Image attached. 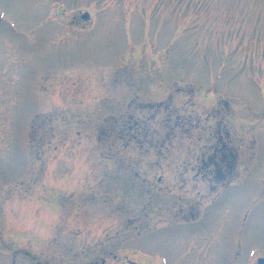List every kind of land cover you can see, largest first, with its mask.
<instances>
[{
	"label": "rangeland",
	"instance_id": "obj_1",
	"mask_svg": "<svg viewBox=\"0 0 264 264\" xmlns=\"http://www.w3.org/2000/svg\"><path fill=\"white\" fill-rule=\"evenodd\" d=\"M263 257L264 0H0V264Z\"/></svg>",
	"mask_w": 264,
	"mask_h": 264
},
{
	"label": "flooded vegetation",
	"instance_id": "obj_2",
	"mask_svg": "<svg viewBox=\"0 0 264 264\" xmlns=\"http://www.w3.org/2000/svg\"><path fill=\"white\" fill-rule=\"evenodd\" d=\"M220 238H221V236H220ZM178 261L180 262V260H178ZM178 261H176V264H179ZM100 264H105L104 260H101ZM126 264H132V263L129 262V263H126ZM138 264H142V263H138ZM258 264H264V257L263 258H258Z\"/></svg>",
	"mask_w": 264,
	"mask_h": 264
}]
</instances>
